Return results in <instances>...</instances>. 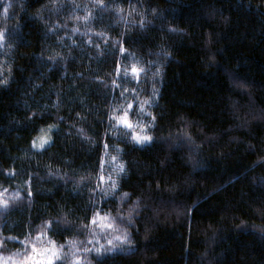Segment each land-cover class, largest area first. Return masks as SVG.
Masks as SVG:
<instances>
[{
  "label": "trees",
  "instance_id": "obj_1",
  "mask_svg": "<svg viewBox=\"0 0 264 264\" xmlns=\"http://www.w3.org/2000/svg\"><path fill=\"white\" fill-rule=\"evenodd\" d=\"M11 3L8 22L16 24L13 17H17L19 24L9 32L18 44L15 78L8 88H0V166L43 176L44 165L50 164L62 174L90 171L95 175L103 143H120L128 172L120 178L121 190L132 193L130 200L140 197L155 209V213L148 211L147 218H136L134 249H117L101 257L89 254L94 264H264V164L252 166L258 155H264V0H105L104 7H142L152 23L143 30L139 24L116 23L119 17L114 12L97 7L92 28L104 30L108 43L94 36L89 45L74 36L76 46L67 39L60 45L55 35L44 34L33 13L45 0ZM59 7L60 14H66L72 5L65 0ZM152 8H157L155 16L150 14ZM76 12L83 14L81 8ZM129 18L139 20L135 13ZM166 25L184 32L169 33ZM73 26L69 21V29ZM113 39L127 50L123 55L119 45L112 47ZM160 44L169 57L156 55ZM45 48V55L59 51L70 58L63 67L59 59L53 64L37 55ZM129 62H139L146 70L143 90L129 81L141 98L150 97L153 83L160 88L151 105L158 116L153 131L163 132L165 138L142 149L101 135L106 105L118 100L119 93L99 81L110 82L117 64ZM157 63H163L162 79L149 81ZM56 102L64 120L53 133L51 151L33 154L27 147L29 139L38 125L54 120L56 109L51 105ZM37 109L42 110L41 117L27 120L30 111ZM77 112L86 116L83 126L97 144L68 135L74 131L69 125ZM185 130L195 143L182 135ZM12 179L0 173L5 186ZM31 187L32 208L6 213L0 221L5 234L22 233L29 219L35 225L47 215L58 216L61 209L70 219L88 223L93 208L101 215L114 213L117 203L115 197L98 194L100 203L92 205L88 185L74 191L71 180L65 184L33 176ZM72 234V227L59 225L51 233L60 242Z\"/></svg>",
  "mask_w": 264,
  "mask_h": 264
},
{
  "label": "clouds",
  "instance_id": "obj_2",
  "mask_svg": "<svg viewBox=\"0 0 264 264\" xmlns=\"http://www.w3.org/2000/svg\"><path fill=\"white\" fill-rule=\"evenodd\" d=\"M67 2L72 7L66 14H60L59 7L65 3V0H45V3L36 8L33 13L34 18L43 26L44 34L46 36L55 35L57 43L60 45H63L65 39H67L71 45L76 46L77 41L73 39L74 36L83 37L85 43L89 45L94 43L92 40L94 36L100 37L105 43H108L109 37L104 30L95 31L92 28V21L95 19L93 13L97 7H102L104 12H114L119 17L116 23L123 21L126 24H139L141 30L145 28L146 23H152L145 16L144 9L142 7L136 9L134 5L130 7V10H126L119 4L114 7H104L105 0H85L83 4L78 3L77 0H67ZM89 4L92 7H89ZM0 5L3 6L0 7V88L6 89L15 78L14 62L18 44V41L11 38L9 28L16 29L19 21L17 17H13L16 24L10 25L8 22V15L12 9L11 0H0ZM21 8H23V5H21ZM77 8H81L83 14L78 15ZM126 11L127 15H121ZM132 13L139 17L138 21L129 18ZM58 14H60L59 19H57ZM150 14L155 16L157 8H152ZM69 21H72L74 25L70 29L68 27ZM81 26L83 30H81ZM166 28L169 33L184 32L183 29L171 25H166ZM62 29L66 30L65 33L56 35ZM111 43L113 48H116L117 45L120 46L118 50L121 55L127 51L125 49L124 53L121 52V41L113 39ZM97 47L99 46L97 45ZM47 51L48 49L45 48L37 55L40 58L52 61L53 64L59 59L62 67L64 62L70 58L68 55H61L59 51H55L51 55H45ZM156 55L169 57L170 52L165 50L163 44H160ZM152 63L154 61H149V64ZM133 67L141 70L139 77L132 73L131 69ZM145 71L144 66L139 62H129L123 66L118 63L113 70L114 74L111 75L110 82L99 81L105 89H110L113 92L118 91L119 93L118 100H109L106 105V116L101 122V135L111 137L114 141L122 140L131 148L142 149L146 145H152L154 142L165 138L163 132L158 134L157 131H153L158 127V116L151 110V107H148L150 102L151 105L156 102L160 88L156 83H153L150 97L141 98L136 88L129 85V81H135L143 90L142 73H145ZM162 76L163 63H157L155 71H152L147 78L149 81H158L162 79ZM119 78H124L123 82ZM34 87H39V84ZM58 99L57 97V101ZM134 104L136 106L135 111L131 107ZM51 107L56 109L54 120L38 125L29 139L27 147L33 154H43L46 149L48 152L51 151L50 145L54 143L53 133L59 131L60 121L64 120V117L59 114L60 104L56 102ZM44 110L46 111L47 107ZM126 114H130L129 120L133 124L132 128H128L122 122ZM41 115L42 110L37 109L30 111L26 119L31 121L34 117L39 118ZM75 117V121L69 125L74 131L69 132L68 135L78 137L91 145L97 144V138L90 135L89 131L83 126L84 123L88 122L86 116L77 112ZM168 135H171V133ZM182 135L195 143L186 130ZM196 147L199 148L201 145L196 144ZM249 148H252V146L249 145ZM102 149L103 155L100 158L98 172L95 175L90 171L75 175H69L65 171L62 174L59 167H53L50 164L44 165L46 174L43 176L35 172L25 175L18 173L14 167L4 168L0 166V173L9 178H15L12 179L9 186H5L3 182H0V221L3 220L6 213L14 208H23L24 206L28 209L32 208L34 193L31 181L33 176L42 180L54 178L65 184L71 180L74 191L87 184V191L90 195L89 203L92 205L100 203L101 196L98 194H101L103 198L115 197L117 202L114 213L108 211L101 215L99 210L93 208L88 223H85L83 218H79V222L70 219L68 214L61 209L58 216L47 215L35 225L29 219L25 223L24 231L19 234L14 232L5 234L3 227L0 226V264H34V261H38V256L45 264L48 261H51V264H94L89 254L101 257L104 254H112L117 249L127 252L136 247L134 238V230L138 231L136 218H147L148 211L151 210L155 213V209H151L149 204L143 203L140 197L130 200L132 193L121 190L120 178L128 175L127 162L122 159L121 155L125 151L124 147L120 143L114 142L111 145L103 143ZM20 159L23 160L25 157L21 156ZM31 159L35 160L36 156L32 155ZM65 163L68 164L71 161H65ZM257 164H264V155H258L252 166L254 167ZM47 191L51 192L52 189L49 188ZM98 216L104 218L103 224L99 221L93 223ZM56 225L72 227L73 234L66 238L65 242L56 240L51 235L55 231ZM106 225H110V227ZM9 227L11 228V224ZM147 233L148 229L146 227L142 235L144 240L148 238ZM206 255V252L202 254V256Z\"/></svg>",
  "mask_w": 264,
  "mask_h": 264
},
{
  "label": "snow or ice",
  "instance_id": "obj_3",
  "mask_svg": "<svg viewBox=\"0 0 264 264\" xmlns=\"http://www.w3.org/2000/svg\"><path fill=\"white\" fill-rule=\"evenodd\" d=\"M121 52H122V53L125 52V48L123 47V45H121ZM131 71H132V73H133L134 75H136L137 77H139V76L141 75V70L138 69V68H136V67H133V68L131 69ZM131 107H132V110L135 111L136 106L133 105V106H131ZM148 107H151V102L149 103ZM129 115H130V114H126V115L124 116V119H123L122 122H123L128 128H132V127H133V124H132L131 121L129 120ZM102 179H103V178H102ZM97 221H99L101 224H103V223H104V218L101 217V216H98L97 219L93 221V223H96ZM106 226H109V227H110V225H106ZM34 264H45V262H44L43 260H40V261H34ZM47 264H51V261H48Z\"/></svg>",
  "mask_w": 264,
  "mask_h": 264
}]
</instances>
